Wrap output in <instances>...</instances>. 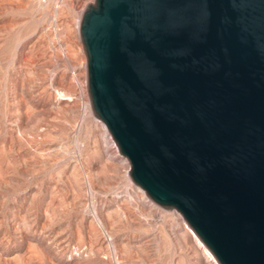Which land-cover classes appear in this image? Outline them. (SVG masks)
Here are the masks:
<instances>
[{
	"label": "water",
	"instance_id": "1",
	"mask_svg": "<svg viewBox=\"0 0 264 264\" xmlns=\"http://www.w3.org/2000/svg\"><path fill=\"white\" fill-rule=\"evenodd\" d=\"M90 109L217 264H264V0H92Z\"/></svg>",
	"mask_w": 264,
	"mask_h": 264
},
{
	"label": "rangeland",
	"instance_id": "2",
	"mask_svg": "<svg viewBox=\"0 0 264 264\" xmlns=\"http://www.w3.org/2000/svg\"><path fill=\"white\" fill-rule=\"evenodd\" d=\"M91 2L0 0V264H212L103 153L77 31Z\"/></svg>",
	"mask_w": 264,
	"mask_h": 264
},
{
	"label": "built area",
	"instance_id": "3",
	"mask_svg": "<svg viewBox=\"0 0 264 264\" xmlns=\"http://www.w3.org/2000/svg\"><path fill=\"white\" fill-rule=\"evenodd\" d=\"M83 67H85V66H83ZM95 121L97 123H99V125L101 126V128L103 129V132H104V134H103V137H104V141H103L104 142L103 143V153H104L105 157L116 161V163H118L119 165H124L125 166V174L127 176V172H128V162H127V160L125 159V157H123L121 154H119V152H118V150H117V148H116L113 140L111 139L110 135L106 131V129L103 126V124L97 118L95 119ZM124 191L126 193H128L129 195H131V194L132 195H135V194L138 195V194H140L142 197H144V201H146L150 205L153 204L150 200L147 199V197L144 195V193L137 186H135L134 184H132L131 182H128L127 183V185L124 187ZM176 214H178V213L176 212ZM180 218H181V216H180ZM181 220H182V223L185 224V222L183 221L182 218H181ZM209 261L212 263L211 260H209Z\"/></svg>",
	"mask_w": 264,
	"mask_h": 264
},
{
	"label": "bare ground",
	"instance_id": "4",
	"mask_svg": "<svg viewBox=\"0 0 264 264\" xmlns=\"http://www.w3.org/2000/svg\"><path fill=\"white\" fill-rule=\"evenodd\" d=\"M60 96H65V95L60 93ZM86 104L89 105V102H87ZM184 227L186 231L188 232V234H190V236L192 237L194 247H196L199 250L200 254L204 257V259L205 258L207 260L209 259L212 261V264H217L214 258L212 257V255L210 254V252L201 244V242L193 234V232L185 224H184Z\"/></svg>",
	"mask_w": 264,
	"mask_h": 264
}]
</instances>
